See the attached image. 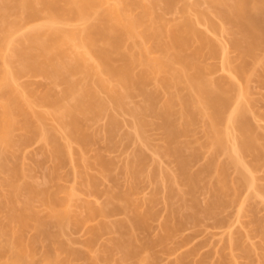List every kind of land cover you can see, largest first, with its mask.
I'll return each mask as SVG.
<instances>
[{"label": "rangeland", "instance_id": "obj_1", "mask_svg": "<svg viewBox=\"0 0 264 264\" xmlns=\"http://www.w3.org/2000/svg\"><path fill=\"white\" fill-rule=\"evenodd\" d=\"M134 1L137 3L126 7L123 3V0H103L101 5L98 7L100 12H97L98 10H96L95 12L97 13H91L85 18H77V16L72 17L71 14H69L71 17L69 15H65L68 13V9L66 7L65 8L67 9V12L65 10L64 12L66 13H62V15L64 14L65 16L61 19L55 18L56 20L53 19V16V20L50 18L51 15H53L51 12L43 10L38 12L34 17H31V13L33 12L34 15L36 11H32L28 17V12L30 9L27 10L25 8H20L16 12H13L9 15L8 19L16 21L17 26L14 31L10 33V41L8 40L9 45L6 44V46L0 50V71L3 70L4 72L2 73L5 74V76H3L4 78L1 77L2 79H0V87L2 91L8 92L10 90L8 87L10 86L9 83L12 84L14 88L12 92L19 96L17 99V104L24 106L26 110H28L29 115H26V120L29 118L27 116H30L29 121H31L30 124L32 127L30 124H28V127L30 126L31 128L28 129L27 127L24 129V127L27 126L26 123L29 122H26L25 126L24 124L22 125V123H24L23 119L25 118H23L22 115L19 116L20 113L18 112V120L22 121V123L20 124L19 121L20 126L17 128L14 126L12 129L13 136L10 134V138L11 136L13 138H11L12 144H9L10 146L7 144L9 147L5 145L6 142H4L2 145L3 147L0 145L2 149L6 146V148H4V157L1 155L4 166L0 164V198H3V204H1L2 206L0 205V224L2 225L0 226L3 228L5 227V230H7H4L6 235L1 233L3 236L0 235V244L3 246H8L9 240L12 242L18 234V238L23 237L24 239H22V241H30L29 244L33 246V248H31L33 249L34 253L32 254V257L29 258V261L32 262L34 260L35 264L37 262L39 264H49L47 257H49L51 253L54 254V251L58 249L61 250H58V252L61 254L58 252V254H56L57 256L60 254V258H57L58 261L55 259V261H53L54 263L51 259L50 264H58V262H61L63 259L64 262L61 264H94V257L97 256L101 258L99 260L96 258L98 264H129L127 262L130 259L128 258V260L125 257L127 259L126 262L124 260L125 258L123 257L124 254H121L123 251L118 250L119 246L117 249V245L114 244L117 242L116 240L119 237L117 235H120V233H116L115 230L119 231V229L115 226H112V228H115H113V231H110L111 226L109 228L108 225L106 228L103 227L105 228V231L103 229L101 230L100 228V231H98L97 228L99 225L102 228V223L100 222H103V220V223H105V221L106 223L107 221L112 223L114 220V222H118V220L120 221L121 218L126 220L129 216H135L138 212V218L140 216L141 218H144V227H146V229H142L140 227L141 232L138 231V229H135L137 230V234L139 232L138 235L136 234V237L138 238L139 236L140 240H138V243L142 241L146 242L147 240L148 244L151 240V243L149 244L151 245L153 241L155 242L151 245V247H148L147 250L145 245V251L143 253L142 250L139 251L143 256V260L139 258L138 255H136L137 260L134 259L133 264H264V254H262L264 253V236H262L264 234H261L260 232L261 228H264V224H262L264 223V157L260 159L258 155L257 157L255 156V152L253 153L247 149L240 150L241 147L239 148V144L241 142L239 141H242L240 138L242 139L243 136L241 135L242 133H240L241 131H239L240 129H238L239 124L235 123V121H231L232 116L231 118L229 117L230 122H228L225 118V121L227 122L224 123L222 121L223 124L221 123L223 127L225 126L228 132H226L228 134L226 150L229 148L230 151L232 150L238 157L242 172H244V175L247 177L244 178L247 179L245 184H240L243 182H238V185H235L237 183H234V181L237 182L241 179L240 178L238 180L239 176H242V174H240L241 172L239 173L241 169L237 171V166L234 168L231 167L232 164H230L231 166L226 165L229 167V169L226 167L225 168L228 170L226 171L224 169L225 171L223 175L225 178L227 177L225 180H228L232 186L234 183V189L236 187V189L233 191L232 187H230V183L227 181L229 183L227 184L230 185L229 187L232 189V193L228 195V192L224 198L227 197L225 200H227L229 204L226 203L227 206L224 204L225 207L223 206V208H221L222 206L220 205V209H218L219 207L216 209L213 207V211L212 209H204L207 207L206 201L209 202L214 198H212L213 194L211 191L206 192L204 189L199 190L202 186H204L202 188H207L205 185L208 182L207 180L209 177L205 178L203 174L202 175L204 178H202V182L200 183L203 185L198 187L199 189L197 188L198 192H196V190L195 194H193V192L187 191L188 186L186 185V190L183 182L182 185L181 183H178L181 182L179 179L176 180L178 184H175V182L173 183L175 185L172 186V191L175 193L170 194L168 190H171L172 188L171 186L167 188L169 182H166L165 180L169 176H165L164 173L170 172L173 177L175 174L174 172L177 173L179 171L177 170L178 168L176 166V164H178L176 160L177 158L173 155V153L171 154L174 158L170 156L169 152L167 153L166 148V150H164V147L169 145H167L168 143L165 142L166 138L164 139L165 132L163 130L165 129L161 128L159 124L162 122L161 118H159L160 120H157V115H155L157 118L156 119L153 117L154 115L149 116V112L146 113L148 114L146 118L150 120L153 119V125H150V127H143L145 131L140 129L144 131V135H139L141 131L135 126L134 123L138 122V119L136 120L135 118L137 116L132 115L130 111L128 112L127 108L123 110L116 107L114 105L115 102H112L114 100L109 97L110 95L105 91V89L102 87L100 88L101 82L105 83V85L108 87H113L116 85V81L104 73V71L99 70V62L97 61L96 57L90 54V51L88 50V52L85 48V45L86 47H88V45L87 43L85 44L86 41L84 42L82 40V36L83 33H86V29L89 28L90 25L96 23L95 20L97 19V14L101 13V11H104L110 7H116L121 10V12H125V14L137 16L143 11L142 6L146 4L149 7H147V9H149V21H151L155 27H158L157 30L160 29L163 35V40L166 39L167 41H170L171 37H173L175 34L177 35L179 32L186 34V32H188V39L184 35L186 42L188 43L185 45V50H182L184 51L182 54L186 53L190 55L189 53L193 52L194 54L192 55H196L195 58H198L196 59V63L205 68L203 69V67H201L206 73L204 75H207V77L212 79V81L214 80L215 82L218 80L216 82H223L224 80V83L226 84H229V82L233 83L232 85L234 88L231 89V92L229 93V98H231V101L228 102V106H225L224 116L227 117L229 115L235 114L237 107L243 106L245 108V112H243L251 123L250 125L255 127L252 129L256 132V138L260 136L257 138V141H259L261 145L264 143V67L261 66L264 59H262L260 63L255 64L257 66H252V64H250L251 60L247 59L249 57L245 58L247 60L244 61L241 59V56L239 55L240 51L238 50L239 48H237L234 44V39H236V35L238 34L234 33L236 32V29H234L235 27L233 28L231 23L223 20L221 16V8L216 6L217 1L219 2V0ZM143 27L139 26L136 28V31H144L142 29H145V27ZM54 30L59 31L61 36L67 38L60 45V47L63 49L61 51L64 53L59 55H62L61 57H57V63L62 65V67L59 66L60 68H58V65L55 62L56 60H54L53 65L56 64V68H58L55 71L53 66H51L52 63L50 64L47 62V60L45 62L42 61L43 63L41 62L43 65L40 63V66L44 67V69L41 67V70L39 65L38 67H35V64L36 66L39 64L36 62L40 61L33 60L34 62H32V64L36 69L39 70L34 71L33 69L31 70V68L26 69L29 68L26 65L27 60L25 61L22 58L19 59L17 54H15L17 53V49L20 50V48H22L21 50L24 51L23 48H28L29 45L27 46V44L29 42H27L28 39L26 40L25 37H27V35L29 36L31 34H37L39 37L50 39V34ZM57 36L59 35L57 34ZM51 38H53V36ZM61 38L58 39L62 41ZM154 39H143L141 41V46L143 47L141 53L146 54L147 57L149 56L151 58H156L160 57L161 55V52L157 50V47L154 49L155 41H157ZM60 40L58 41L59 43ZM15 49L16 51H14ZM126 50H128V48ZM136 50L138 51V48H136ZM259 53L262 54V52ZM81 56H83L85 59L83 60L82 57L83 62H85L84 65L78 62V60H80L78 57ZM261 56H264V54ZM245 62L248 64L246 67ZM243 64V72H245V75H249V77L247 76L248 78H245V75V77H241V74L238 72L236 73V68ZM135 66L134 71L137 74V72L139 73V71H141L140 69L142 66ZM64 67L65 69L67 67L69 70L73 68L77 69L73 72L70 70L71 73H69V70L67 72L60 70ZM59 70L60 72H58ZM65 80H68V84L70 83L69 81L75 82L73 89H70L71 84L69 88L67 81ZM2 83L7 84L4 85ZM147 83V90L154 88L161 89L159 81H156L154 77L152 78L151 82ZM89 89H91L89 93H92L91 91L95 90V93L98 95L99 99L104 102V106L102 108L100 106V109L98 110L93 109V111H91L92 109L86 111L81 109L83 112L77 109L73 110V107L74 109L76 108L74 106V99H78L82 96L80 95L81 93H85V91ZM137 93H134V95ZM134 95L128 98V102L126 104L128 108L145 103L142 99L143 96H141L140 93L139 95ZM166 95L167 94H162L159 96L165 101L164 98ZM160 97H158V99ZM54 99H56L58 102H56V100L54 101ZM72 104L73 107L71 106ZM68 106H70L73 110H71V113L69 112L70 110H67ZM97 106L99 105L97 104ZM68 112L70 115L73 113L72 115L76 118H74L75 121L77 120L76 128H78L80 132L84 134V136L86 135V139L83 137L84 141L80 142L78 140L79 138L77 139L80 132H76V130H79L76 128L75 130L71 125L70 119L72 117L68 115ZM245 116H243V118H245ZM111 117H114L116 121L113 125V128L110 125L111 123L113 124V122L110 121ZM243 118L242 120L246 121V119ZM197 122L196 125H194L195 127H193L191 133L187 134V137L185 136L184 139L182 136L180 138L182 140H179V142H182L180 143L183 144V146H185L184 140L188 142V146L185 143V147H188V149L185 147L184 148L187 150H185L186 152H191V154L188 153L189 155H194L193 152L197 154L190 157L193 162H191L192 160L189 159L191 162V164H189V167L191 166L190 172H197L204 164H208L206 160L211 156H217L216 163L220 162V164L224 162L225 159L228 160V157L226 156L227 154L221 152L216 153L217 155H214V153L213 156L211 153L213 150L210 151L211 149L203 144L206 141V133L204 132L205 128H203L201 120L199 121L200 123L197 124ZM109 125L111 126V129ZM52 136H54L55 139ZM0 144H2L1 140ZM137 150H141V153L139 152L138 154V152H136ZM142 151L143 155H141V157L140 154H142ZM185 151L183 149V152ZM135 152L137 156L139 155L141 157L142 160V163L140 164L142 165V168L139 166V168L142 169V173L138 175L136 172L138 178H136L137 176L134 174L135 172L132 173V175L129 171L127 174L125 172V170H127L126 164L130 159L132 160L136 156ZM98 158H100V160ZM214 159L216 161V157H214ZM102 161H105L106 163L107 161L111 162L110 166L105 165V168L104 164L106 163L103 164ZM208 161H210V159ZM98 162L102 165H99ZM130 162H128V164ZM124 166L125 169H123ZM15 169L17 170L16 173L20 171L17 173V175L13 173ZM123 170L125 173H123ZM225 173L227 175H225ZM129 174L131 176H129ZM206 174L207 173H205V176ZM218 174H220V172ZM175 175L177 176V174ZM214 177L213 175L210 176L212 182L215 181L213 180ZM216 178L218 179V176ZM130 179L132 181H130ZM173 181L175 180L173 179ZM117 182L118 185L116 184ZM132 182L135 188L131 187L133 186ZM212 182L209 181L208 186L209 183ZM128 183H130V190H128L130 192H127V194H131L130 196L133 198H131L133 206L131 203L128 205H131V208H129L132 210H134V207H136V211H134L136 214H131L132 210H128V205H125L128 202L125 203V201H122L124 203H121L120 201H117V203L125 205V209L121 207L120 204L122 210L121 212L119 211L118 214L112 213L111 215H108L109 217L107 216V218H105L106 216L104 215V217L101 216L100 213L97 215L98 210L103 207L105 203H107L106 200L115 194L114 192H116V194L117 192L119 194H124L123 191L129 187V185L127 186ZM27 184V187L31 186L30 188H33L36 192H32V194H30L31 192L29 193L31 196H35L32 197V199L30 198L31 200H29L30 195L28 194L30 188L24 189V186ZM15 187H18L19 190L17 192L18 194H16L17 196L15 195L16 198H11L14 200L12 202L10 201L11 199H8L10 198V193L12 194H10L11 197L13 196L11 191L15 189ZM47 188L50 193H56L54 194L55 197L58 196V205H56V207L58 206L60 209H62V213L67 212V216L65 215V218L63 220L61 219V223L57 221L60 225H58V223L56 225L55 223L56 220L59 219L55 218V220L53 216H51L52 214L50 211L52 209L50 208L52 207L50 206L49 208V205H46V203H44L42 200L43 196L45 199ZM132 188H134V191L131 190ZM110 189L113 193H111ZM177 190L180 193L184 190L185 195L182 193V195L178 194L180 197L177 196L176 193H179ZM40 191H42L45 195L42 196V192ZM186 193L187 197H185ZM109 194L111 196H109ZM168 194H170L169 200L171 203L168 200ZM174 194H176V196ZM193 195L194 198H192ZM181 196L183 197L182 199H184L182 201H184V204L186 205L180 202L181 200L179 198H181ZM115 197L116 195H113L112 199H114L116 202L117 197ZM208 197L211 198L209 199ZM228 197L229 199L232 198V201L230 200L229 202ZM4 198L8 199H5L4 201ZM112 199H109L108 201H112ZM150 199L152 200L149 203ZM185 199L190 200L188 201L190 203L188 204ZM192 199L194 200V205ZM1 200L2 199H0V203H2ZM28 200L30 202V213L28 212V214H31L32 216L31 212H33L34 215L36 214V218L33 217L35 220H44L43 223L39 221L42 223V225H40L38 221L35 222L33 219L32 221H34L36 224L38 223L37 225L42 227H44V223L45 226H48L47 223L49 222L50 225L45 227V229L47 228L46 232L48 234V232L51 231L49 235H54L56 238L54 236H52L53 238L48 237L46 234H44V236L46 235L47 237H43V233H40L39 229L32 228L31 224L33 223L30 224L28 222L26 226L22 227L20 226L21 224L17 222L16 218L12 219V217H10L13 216L10 215L13 214V211H21L24 214V210H26L25 208L28 205H26ZM59 201L61 203L60 205ZM115 202L111 203L114 205ZM111 203L106 204L108 205V208L112 207ZM195 203L200 204V206H196ZM109 204H111V206ZM179 204V209H181L180 211L183 214L181 212H177L179 211V209H177V205ZM175 207H177L176 211ZM201 207L204 208L202 209ZM91 208H99L95 209L97 214L95 212L93 215L92 212L95 210H90ZM170 208L171 212L172 209L175 212H172V216L169 215L171 213ZM146 209H148L150 213H152V211L154 213L152 216H149L148 219L145 215L149 211H146ZM140 210H143L144 212L146 211V214L144 215V212L141 213ZM19 213L20 212H17L16 215ZM176 213L181 215H176ZM133 216L131 218H135ZM172 217L174 218L171 219ZM180 217L183 220H180ZM35 223L33 225L34 227H36ZM167 223L170 224V226L173 225L172 227H174L177 223V227L176 229L175 227L173 229L171 228L173 231L169 229L171 232L169 234L170 238L166 237L165 239L163 238V240L159 237L166 233L164 225ZM179 223H182V225L178 226L180 225ZM113 224L114 223L111 225ZM95 227H97L96 230L100 233L96 231V234V232L93 231ZM38 233L40 234V237ZM123 236L122 237L125 239L128 238V235L126 234H123ZM120 237L118 239H120ZM54 238L55 244L53 242ZM231 238L233 242L230 240ZM228 240H230L233 244H231V242ZM61 241L62 243H60ZM58 244H61V247L64 246L63 249L65 250L70 248L66 252L67 255H65V250L61 249L60 247L57 248L59 246ZM11 245L13 246L11 247L9 245L10 248H8V251L5 253L3 252L4 254H0V264L11 261L13 259V255L15 256L14 251L18 247L16 248V244L15 247L14 244ZM240 245H242L241 247L243 248H241ZM53 246H56L54 247L55 250ZM52 248L54 250L53 252ZM245 248L246 250H244ZM62 250L64 253H62ZM47 252L50 253L49 256L47 255ZM69 255L70 257H67ZM54 256L57 257L55 254ZM122 257L123 259H121ZM92 261L94 262L92 263Z\"/></svg>", "mask_w": 264, "mask_h": 264}, {"label": "bare ground", "instance_id": "obj_2", "mask_svg": "<svg viewBox=\"0 0 264 264\" xmlns=\"http://www.w3.org/2000/svg\"><path fill=\"white\" fill-rule=\"evenodd\" d=\"M102 1L103 0H0V50L3 47H5L6 44L9 45L8 40L10 41V39H9L10 33L13 32L14 29L16 28V26H17V22L16 21L8 19L9 15L12 14L13 12H16L20 8H23V9L25 8L27 10H29V9L31 10V11L29 10V12H28V14H29L28 17L30 16V13L32 11H34V12L36 11L34 15H33V12L31 13V17L32 16L34 17L38 12L43 10V11H49V12H51L53 14L50 17L51 19L53 17H54L53 19H55V18L56 19H61L65 15H69V14H71L72 17H76L77 16V18L78 17L85 18V17H87V15L89 16V14L94 13L96 10H98L97 12H100L98 7L101 5ZM123 3H124V5L126 7H129L130 5H133V4L137 3V2H135L134 0H123ZM216 6L221 8V12L222 13L221 12L220 13L222 14L221 16H222L223 20L231 23V25H233V28L235 27L234 29H236L235 30L236 32H234V33H237L238 35H236V36L237 37L239 36V37L238 38L236 37V39H234L235 40L234 44L236 45L237 48H239L238 50L240 51L239 55L241 56V59L243 61L249 59V60H251V62L250 61L249 62H250V64H252V66H257L255 64L260 63L261 60L264 59V56H261L262 54H264V0H219V2L217 1ZM65 7L68 9V13L67 14H65L67 12V9ZM142 7H143V11L141 12V14H139L137 16H130L128 14H125V12L123 13V11L121 12V10H119L116 7H110L108 9L104 10V11H101V13L97 14V19L95 20L96 23L93 22L94 24L92 23L93 25H90L89 28L86 29L87 31L85 30L86 33L85 34L83 33L82 40L84 42L86 41L85 44L87 43V45L89 47L88 48L85 45V48L87 49V51L88 50L90 51V54H92L94 57H96L97 61L99 62L98 63L99 67H100L99 70L100 71H104V73H106L107 75H109V77H112V79L116 81V85L113 86V87H108V86L105 85V83L101 82L100 83V88L102 87L103 89H105V91L110 95L109 97H111L112 100H114L112 102H115L114 105L116 107H118L119 109H123V110L125 108H127L128 110L127 109L126 110L128 112L130 111V113L132 115L137 116L135 118H136V120L138 119V122H134V123H135V126L138 127L139 130L143 129L145 131V129L143 127H145V126L150 127V125H153V123H152L153 119L150 120V119L146 118L148 116V114H149V116L150 115L151 116L154 115L153 117H155V118H156L155 115H157V118H158V119L156 118L157 120H160L159 118H161L162 122L160 121L161 123H159V124H160L161 128L165 129V130H163L165 132L164 139L166 138L165 142H167L168 143L167 145H169V146L166 145L167 147H164V150L167 149L166 151H167V153L169 152L170 156L173 157V155H174L177 158L176 160H177L178 164H176V166L178 168L177 170L179 171L177 173L174 172L175 174H177L178 178H177V176L175 174L172 177V174L170 172L169 173H166V172L164 173L165 176L166 175H167V177L169 176L167 179H165L166 182L167 181L169 182L168 187L166 186L167 184L165 185L167 188H169L170 186L172 188V186H174L175 184H178V183H181V185H182V182H183V184L185 185V186L183 185L185 187V189L187 190V188H188L187 191L193 192V194H195V191L197 190V188L201 187L203 185V184L202 185L200 184L202 182V178H204V177L208 178L209 177V179H210V176L213 175V177H214V175H215V177L213 179V180H215L214 182H212V179H210V180L208 179L207 181L208 182L210 181L212 183H209V186H208V182L206 183V185L204 184L205 186H207L206 189L202 188L204 186H202L200 189L199 188L198 189L199 190L204 189V190H206V192H210L211 191V193L213 194L212 198H214V199L209 201V202L206 201L207 202L206 203L207 207H205V208L203 207L204 209H206V208L207 209H212L213 207H215V209L217 207H219L218 209H220V205L222 206L221 208H223L224 204L228 203V201L225 200V199H227V197L224 198V196H226L228 194V192H229L228 195H230L232 193L231 192L232 189H233V191L236 189V187L234 189V183H237L235 185H238V182H243V183H240V184H245V182L247 180V179H244V178H247V177L244 175V172H242V169L240 167V162H239L240 160L238 159V157L234 154V152L232 150L230 151L229 148H228V150H226L227 149V141H228L227 140V135H228L227 133L228 132H227V129L225 128V126L223 127V125H222L223 122L224 123L227 122V121L230 122L229 117L231 118V116H232V120L231 121H233V122L235 121V123L239 124V126H238L239 128L238 129H240L239 131H241L240 133H242L241 135L243 136L242 139L240 138V140H242V141H239V142H241L239 144V148L241 147L240 150H242V149L246 150L247 149L249 151H252L253 153L255 152L254 153L255 156L257 157V155H258L259 158L262 159V157H264V143H262V145H261L259 143V141H257L258 140L257 138H259L260 136L256 138V136H255L256 132H255V130L253 131V129H252V128H255V127H253V125H250L251 123L249 122V120L245 116V113H244L245 112L244 111L245 108L243 106H240V107L238 106L237 110L235 111V114L229 115L227 117L224 116L225 115V106H228V102L231 101V98H229V96H230L229 93L231 92V89L234 88V86L232 85L233 83H230L228 81L229 84L228 83L226 84V83H224V80H223V82H220V81L216 82L218 80H216L215 82H214V80L212 81V79L208 78L207 75H204V74H206L205 71H203V69H205V68L203 66H201V65L196 63L197 62L196 59H198V58H195L196 55L195 56L192 55V54H194L193 52L189 53L190 55H188L186 53L182 54V52H184L182 50H185L184 49L185 45H187V43H188V42H186V38L188 37V32H186V34L182 33V32L181 33L179 32V34L177 33V35L175 34L173 37H171L170 41H167L166 39L163 40L162 39L163 35H162L160 29L157 30L158 27L157 26L155 27V25H153V23L151 21H149L150 20L149 19V9H147L148 6L146 4H144ZM65 10H66V12H64ZM61 11H63V12H61ZM97 12H95V13H97ZM62 13H64L65 15L64 14L62 15ZM148 22H150V23H148ZM152 25L154 26L155 29L153 28ZM139 26H142V27L144 26L145 27V29H142V30H144V31H141L142 33L136 31V28H138ZM56 31L57 30H54V31H52L53 34L52 33H51L52 35L50 34V36L51 37L53 36V38L48 36L50 39L39 37V35H37V34H31L29 36L27 35V37H25V39L26 40L28 39L27 42L30 43V44L29 43L27 44V46L29 45L28 48L27 47H25L26 49L23 48L24 51L21 50L22 48H20V50H18L16 48L17 49V53H15V54H17V57L19 59L22 58L25 61L27 60L26 65L29 68H26V69H30L31 68V70L33 69L34 71L35 70L38 71L39 69H36L35 67H38V65H39L40 69L42 70V68L44 69V67H42L40 65L43 63L42 61L45 62L47 60H48L47 62H49L50 64L52 63L51 66H53L55 71H56V69L62 67V65L57 63V60H58L57 57H61L62 55L61 56H59V55L61 53H64L63 51H61L63 49L60 47V45L67 38L61 36L59 31H57V32ZM57 34L59 36H57ZM184 35H185L186 38L184 37ZM83 37H84V39H83ZM58 38H61L62 41L60 39H58ZM151 38L152 39L156 38L154 40L158 41V42L155 41L154 49H156L155 47H157L158 48L157 50H159L161 52L162 56L160 55V57L151 58L149 56L147 57L146 54H142L141 53V51L143 50V47L141 46V41L143 39H151ZM59 40H60V43L58 42ZM127 48H128V50H126ZM136 48H138V51L136 50ZM16 49L14 51H16ZM59 51H61V52H59ZM259 52H262V54H260ZM82 57L83 56L78 57V59L81 60V61L78 60V62H80L81 64L84 65L85 62H83V60H85V59L83 57V60H82ZM247 57H249V58H247ZM245 58H247V59H245ZM33 60L34 61H40V62H36V63H39V64H37V66L34 63L35 64V67H34V65L32 64V62H34ZM54 60H56L55 62L58 65V68H56L57 67L56 64L53 65ZM242 60H240V61H242ZM135 65L136 66L137 65L138 66L139 65L142 66V68L140 69L141 71H139V73L137 72V74L134 71V66ZM247 65L248 64L245 62V67ZM242 66H244V64L241 65L240 67L237 66L238 68H236V73L238 72L239 74H241L242 75V76L240 75L241 77H243L245 75L244 74L245 72H243L244 71V67H242ZM261 66L264 67V61H262ZM201 67H203V69ZM76 69L73 68V69H70V70H72V72H73ZM60 70H63L64 72H67L69 69L67 67L65 69V67H64L63 69L61 68ZM60 70L58 72H60ZM70 70L68 71L69 73H71ZM255 70H258V69H255ZM0 72H1L0 73V79H2L1 77L5 76V74L2 73V72H4L3 70H1ZM239 74H237V75H239ZM245 76H244L245 78L249 77V75H245ZM153 77H154V79L156 81L157 80L159 81V85L161 87V89L159 88L160 90L158 88L147 90L148 88H147L146 84H148L147 82H151ZM65 81H67V84H68V80H65ZM69 82H70L68 84L69 88H70V84H71V88L70 89H73V85H75V82H72V81H69ZM2 84L5 85L7 83H2ZM9 85L10 86H8V87H9L10 90L8 92L2 91L1 87H0V140H1V143H2V144H0L1 146L4 144V142H6V144H5L6 146H8L9 144H12L11 143L12 139H13L12 138V136H13L12 129H13L14 126H16V128L19 127L20 124L22 123V121L18 120L19 116L22 115L23 118H25V119H23L24 123H22V125L24 124V126H25L27 124V126H25L24 129H26L28 127V124L31 123V121H29L30 116H27L29 118H28V120H26V115H29L28 114L29 113L28 110H26V108L24 106H20L19 104H17V102H18L17 99H18L19 96H17L16 94H14L12 92V90H14L12 84L9 83ZM74 87H77V86H74ZM90 90L91 89L86 90V91L84 90L85 93H81L80 94V95H82L81 97H79L80 96L79 95L78 99L77 98L74 99V103L75 104L74 103L73 104H74V106L76 108L74 109L73 104H72L71 106L73 107L72 108L73 110L77 109V110L82 111L81 109H83V111H86V110H91L92 109L91 111H93V109L94 110H96V109L98 110V109H100V106H101V108L104 106V102L101 99H99L98 95L95 93V90L91 91L92 93H89ZM134 93H137L135 95H139V93H140L141 96H143L142 99L144 100V102H145L144 104H146V105L142 104L143 106L142 105H137V106H134L135 108L134 107H129L128 108L126 106V104L128 102V98L130 96H133ZM161 93L162 94H167L166 97L164 98L165 101L163 100L162 97L159 96V95H162ZM96 95H97V97H96ZM144 97H145L146 100L144 99ZM158 97H160L163 102L161 101L160 98H159L160 99L159 100ZM55 100L56 99H54V101ZM160 101H161V103H160ZM56 102H58V101L56 100ZM147 102H148V104H147ZM97 104L99 106H97ZM68 107H67V110L68 111L70 110L69 112L71 113L72 109H71L70 106H68ZM18 112L20 113L19 116H18V114H19ZM70 113L68 114L70 117H72L71 118L72 120L70 119V123L73 126V128L75 129L76 126H77V122H76L77 120L75 121L76 118L72 115L73 113L71 115H70ZM146 113H148V114H146ZM243 116H245V118H243ZM225 118H226L227 121H225ZM242 118L246 119V121L242 120ZM200 120L202 121L201 124L203 125V128H205L204 132L206 133L205 134L206 135V138H205L206 141L203 144L206 147H208L209 149H211L210 151L213 150L211 152L212 155L214 153H215L214 155H217L216 153H218V152L227 154L226 156L228 157V160L225 159L224 162H222L223 163V165H222V163L220 164V162L216 163L217 162V156L213 155L214 157H216V161H215L214 157L211 156L212 157L211 158L210 155H209L210 161H208L209 159L206 160V162L208 164H206V165L204 164L205 166L201 165L202 168L201 169L199 168L200 170H198L197 172L196 171L195 172H193V171L190 172L191 166L189 167V164H191V162H193V160L190 157L195 156L197 154L191 150L194 153V155L193 154H192V156L189 155V154H191V152H186L187 151L186 149H188V147H185L186 144L188 146V142L184 140V142L186 144L184 143L185 146H183V144H181L182 142L180 141L181 142L180 143L179 140H182V139H180L182 136H183V139H184V137L187 134H190L191 131L193 130V127H195L194 125H196V122L198 121L197 122V124H198V123H200L199 122ZM19 121H20V124H19ZM110 121L113 122V124L112 123L110 124L112 126V128H113V125L116 122L115 118L111 117ZM150 121H151L152 124L150 123ZM26 122H29V123H26ZM74 122L76 123V125H75ZM157 122H159V121H157ZM110 125H109V127L111 129ZM157 126H159V125H157ZM31 127H32V125H31ZM31 127L29 126L28 129H30ZM22 128H23V126H22ZM76 129H78V128H76ZM140 131H141V133L139 135L140 136L144 135V131H142V130H140ZM76 132L79 133L80 130L79 131L76 130ZM10 134L12 135L11 136L12 139L10 138ZM52 137L54 138V136H52ZM83 137H85L84 139H86V135L84 136V134L80 132L79 136L77 137V139L79 138L78 140L81 142V141H84ZM6 146L4 148H6ZM4 148L2 149L0 147V162H1L0 164L3 165V166H4V163H2L1 155H3L2 157H4V153H5L4 152L5 151ZM183 149H184V151L185 150L186 151L183 152ZM140 151L137 150L136 152H138V154H139ZM136 152H135V154H136ZM171 153H173V155ZM184 153H186V154H184ZM197 153H198V151H197ZM135 154H134V156H135ZM141 155H143V151H142V154H140V156ZM140 156L139 155L137 156V154H136V156L132 160L130 159L128 161V162L131 161L129 164L127 162V164L129 166L126 164V169H127V170H125L126 174H127L128 171L130 172L131 175L134 172H135L134 174H136V172H137L138 175L142 173V169H140V168H142V165H140L142 163L141 162L142 161L141 160L142 156L141 157ZM198 157H199V154H198ZM98 159L100 160V158H98ZM189 159H191L192 161L190 162ZM225 161L226 162L228 161V162L226 163ZM99 162H98V164L100 165L101 163H99ZM102 163L104 164L106 162L102 161ZM110 163L111 162L107 161V163L104 164V166L105 165L106 166H110ZM218 164H220V165H218ZM230 164H232V166ZM178 165H179V167H178ZM226 165H228V166L230 165L231 167H234V168L237 166V171H239L241 169L239 171V173L241 172L240 174H242V176L240 175L238 180L240 178L241 179L239 181H237V182L234 181L233 186L228 180H225L227 177L225 178V176L223 175L224 171L225 170L227 171L229 169V167L226 166ZM233 165H235V166H233ZM106 166H105V168H106ZM139 166H141V167L139 168ZM225 167L228 168V169H226ZM123 169H125V166H124ZM139 169H140V171H139ZM16 171L17 170L15 169V171L13 172L15 175H17V173L20 172V171H18L16 173ZM216 171H218V172H216ZM125 172L123 170V173H125ZM219 172H220V174H218ZM178 173H179V175H178ZM205 173H207L206 176H205ZM212 173H214V174H212ZM226 173H225V175H227ZM130 174H129V176H131ZM137 174H136L137 177L135 175H133V176L138 178ZM202 174L204 175V177H203ZM209 174H211V175H209ZM217 176H218V179L216 178ZM134 177H129V178H134ZM169 178H170V180H169ZM173 179L175 181H173ZM178 179L181 180V182L177 183L176 180H178ZM242 180H244V181H242ZM130 181H132V180L130 179ZM171 181H173V182H171ZM227 181L230 183L231 186L228 185L229 183ZM173 183H175V184H173ZM116 184L118 185V182ZM129 184L130 183H128L127 186ZM132 184H133V182H132ZM186 185L188 186L187 188H186ZM27 186H28V184L24 186L25 187L24 189H26V188L29 189L31 187V186H29V187H27ZM229 186L232 187V189ZM95 187H94V189H95ZM131 187H134V184ZM129 188H130V185H129L128 188H126V190L123 191L124 194H121V193L119 194L118 192L116 194V192H114L115 194H113V195L114 196L116 195V197L118 198L117 199L115 197L116 198V202H115L114 199H112L113 195L111 196L109 194V196H111V197L110 198L108 197V198L112 199V201L111 200L110 201L112 203L115 202V204L113 205L110 201H108L109 200L108 199V200H106L107 203H105L104 206L107 207L108 205H106V204L111 203L112 207L111 208H108V207L105 208L103 206L100 209L99 208H93L94 210L95 209H99L98 210V214H97V212L95 210V211L92 212L93 215L96 212L97 215H99V213H100L101 216L104 215V216H106L105 218H107V216L111 215L112 213L113 214L114 213L118 214L119 211L121 212V210H122L121 207L124 208L125 205H128V204L131 203V205L133 206V202L131 201L133 198L130 196L131 194L130 195L127 194V192H130V191H128V190H130ZM134 188H132L131 190H133ZM157 189H158V186H157ZM18 190H19V188L15 187V189H13L11 191L13 193V196L11 197L12 194L10 193L11 194V195L9 194L10 198L9 199L7 198V199L10 200L11 198H16V196H17L16 194H18L17 193ZM172 190H173V188L171 190H168V192L170 194L175 193ZM42 191H40V192H42ZM44 191H45V189H44ZM32 192L36 193L33 188H30V190L28 191V194L29 193L32 194ZM43 192H42V196L45 195ZM46 192L47 193H46L45 199L43 198L44 197L43 196L42 200H43L44 203H46V205H49L48 206L49 208H50V206L52 207V208H50V209H52L50 211V213L52 214L51 216H53L54 219L55 218L59 219V220L55 219L56 220L55 223L57 225V223H58L57 221H59V223H61L62 220L65 218V215L67 214V212L64 211L65 213H62L63 210L60 209L58 206L56 207V205H58L57 204L58 203V199H57L58 196L55 197V195H54L56 193H53L52 190H51L52 193H50L48 188H47ZM177 192H179V191L177 190ZM196 192H198V190ZM111 193H113L112 190H111ZM182 193L184 194V190H183V192H181V193L179 192V193H176V194H177V196L180 197V195H178V194L182 195ZM211 193H208V194H211ZM170 194L167 195L168 196V200L170 199L169 198ZM176 194H174V195L176 196ZM188 195H189V192H188ZM32 197H35V196H33V195L31 196L30 195L29 200H31ZM185 197H187V193H186ZM182 198L183 197L181 196V198H179V199L181 200L180 202H182L184 204V201H182L184 199H182ZM192 198H194V195H193ZM0 199H2L1 200L2 203H0V205H1V204H3V198H0ZM5 199L6 198H4V201H5ZM228 199H229V197H228ZM231 199H229V202H230ZM29 200L27 201L28 203L26 202V205L27 204L28 205L25 208L26 210H24V214L21 211H15L16 213L20 212L19 214L16 215V213L13 211L12 212L13 214H10V215H13V216H10V217H12V219L16 218L17 222L20 223L21 225L20 224L19 225L22 226V227L26 226V224H28V222L30 224L33 223V224H31L32 228L39 229L40 233H43L42 234L43 237H47L46 235H48V237L54 236L52 234H51L52 236L49 235V233H51V231L47 230V231H49L48 234L46 232L47 228L45 229V227H48L50 225L49 222L47 223L48 226L47 225L45 226V223H44L43 224L44 227H42L40 225H42L44 220L41 221L39 219V221L42 222L41 223L38 220L34 219V218H36V216H35L36 214L34 215L33 212H31L32 216H31V214L30 215L28 214V212L30 213V206H29L30 202H29ZM151 200L152 199H150L149 203L151 202ZM155 200H156V198H155ZM10 201L13 202L14 200L11 199ZM117 201H120L121 203H124L122 201H125V203L126 202H128V203L123 205L121 203H117ZM186 201L188 202L190 200H186ZM192 202H193V205H194V200ZM170 203H171V201H170ZM189 203L190 202H188V204ZM60 204L61 203L59 201V205ZM111 204H109V205L111 206ZM120 204H121V207H120ZM180 204L177 205L178 208L175 207V211H176V208L179 209ZM131 205H128V210H132V209H130ZM184 205H186V204H184ZM195 205L196 206L197 205L200 206V204H198V203L197 204L195 203ZM28 206H29V208H28ZM226 206H227V204H226ZM182 207H184V206H182ZM58 208L60 209L61 212L59 211ZM135 208L136 207H134V210H132L131 214H133V213H134V215L136 214V212H134V211H136ZM93 209L91 208L90 210H93ZM124 209H123V212H124ZM180 210L181 209H179V211H177V212H181ZM146 211H149V210L146 209ZM212 211H213V209H212ZM143 212L144 211L142 210L141 213H143ZM145 212H144V215L146 214ZM170 212H171V208H170ZM172 212H174L173 209H172ZM172 212L169 214L170 216H172V214H173ZM198 212H200V211H198ZM207 212H208V210H207ZM149 214H151V215H149ZM152 214H154L153 211H152V213H150V211H149V212H147V214L145 216L148 219L149 216H152ZM177 214L181 215L179 213H176V215ZM136 215H137V217H136ZM136 215L135 216L132 215L135 218H131L132 216L128 215L129 217L126 220L121 218L120 221L117 219L118 222H114L115 220L113 222L111 221L112 223H114L113 225H111L112 223H109L110 221H107V223L105 221V223H103L104 222V220H103V222H100V223H102L101 224L102 228L100 227V225L98 227V222H97V227L98 228L95 227L94 230H93L94 232L97 231L96 228L98 229V231H100V229L104 230L106 228V226L108 225L109 228L111 226V230L108 228L110 231H113L114 230L113 228H115V227H117L119 229V231L115 230L116 233L117 232L120 233V235H117V236L120 237L121 234H122V236H123V234L128 235V238H126V239L123 238L124 236L123 237L121 236L122 238L120 237V239H118L119 238L118 237L117 240H116L117 242L114 241L115 242L114 244L117 245L116 246L117 249H118V246H119L118 250H122L123 251V252H121V254L122 253L124 254V256H123L124 258L126 257L127 259L128 258L130 259V260L128 259L129 260L128 262H127L126 258L124 259L129 264H133L134 259H136V255H138L139 258H141L143 260V256H142V254L139 251L142 250V253H143L145 251V245L147 247L146 248V250H147L148 247H151V245L155 242V241H153L151 245H149L151 243V240H150V242L148 244H147V242H148L147 240H146V242H144V241L140 242L141 244L138 243L139 236H138V238L136 236L139 234V232L137 234V232H136L137 230H135V229H138V231H140L141 228L142 229L143 228L146 229V227H144V221H143L144 218H141V216L138 218V212H137ZM140 215H142V214H140ZM90 216H91V213H90ZM176 217H175V219H176ZM181 217H180V220H183L182 219L183 217L182 218ZM190 217H191V215H190ZM190 217H188V218H190ZM173 218L174 217H172L171 219H173ZM192 218H193V216H192ZM32 219L35 222L38 221L40 225H37L38 223L36 224L34 221H32ZM19 220H20V222H19ZM128 220H130V221H128ZM180 222H182V221H180ZM34 223L36 224L35 225L36 227L33 226ZM59 223H58V225H60ZM169 223H171V222H169ZM262 224H264V223H262ZM176 225H177V223L174 226L175 229L177 227ZM181 225H182V223L180 225H178V226H181ZM1 226H0V235L5 234L4 230L6 229L5 227L3 228ZM37 226H38V228H37ZM112 226H115V227L112 228ZM172 226H170V224H168V223L165 224L164 227L166 229V233H168V232L169 233L168 234L165 233V234L161 235V237H159V238H161V239L164 238L165 239L166 237H169V234L171 233L169 229H171V228L173 229L174 228ZM103 227H105V228H103ZM40 228H42L43 230L40 229ZM108 229H106V230H108ZM172 229H171V231H173ZM5 231H7V230H5ZM97 232H96V234H97ZM260 232H261V234H264V228H261ZM98 233H100V232H98ZM44 234H46V235L44 236ZM262 236H264V235H262ZM39 237H40V234H39ZM55 238H54V241H53L54 244H55ZM22 239H24V238L23 237H19L18 238V234H17V237H15L14 240L12 239L13 241L11 240L13 243L10 242V240H9L8 246H5V245L3 246L2 244H0V254H2L3 252L5 253L6 251H8V248H10V246L11 247L13 246L11 244H14V247H15V244H16V248L18 247L14 251L15 256L13 255V259L11 261H9V262H5V263H2V264H32L34 262V260L32 262L29 261V258L32 257V254L34 253V251L32 249L33 246H31L29 244L30 241L29 242H27V240H25V241L23 240L22 241ZM163 240H161V241H163ZM230 240L232 241V238ZM230 240H228V241H230ZM143 242L146 243V244H144ZM232 242H231V244H233ZM60 243H62V241ZM28 244H29V246H28ZM60 245L57 248L60 247L61 249H63L64 246L61 247ZM56 246H53V248L56 247ZM229 246H230V243H229ZM241 246L242 245H240V247ZM53 248H52V252L55 250V248H54V250H53ZM241 248H243V247H241ZM69 249L70 248H68L67 250L63 249V250H65V255H67L66 252ZM58 250L54 251L55 252L54 254L56 256H57L58 253H60V252H58ZM63 250H62V253H64ZM244 250H246V248ZM59 251H61V250H59ZM72 251H74V250H72ZM248 253H249V251H248ZM54 254L51 253L52 256L50 255V253L47 254L48 256L50 255L49 257H47V261H49L48 262L49 264H50V260L51 259H52V262H53V261H55V259H56V261H58L57 260L58 257L60 258V254L61 253L57 257H55ZM69 254H70V252H69ZM262 254H264V253H262ZM79 255H81V254H79ZM74 256H75V252H74ZM51 257H53V258H51ZM67 257H70V255L67 256ZM123 257L121 259H123ZM64 258H66V257H64ZM94 258H95L94 259L95 262L92 261V263L94 262V264L95 263L98 264V262L96 261V258L98 260L101 259V258H99V256L94 257ZM131 259H133V260H131ZM63 260L61 262L59 261L58 264H61L62 262H64ZM92 260H93V258H92ZM124 260H122V261H124ZM28 262H30V263H28ZM130 262H132V263H130ZM33 264H35V262ZM36 264H39V263L37 262Z\"/></svg>", "mask_w": 264, "mask_h": 264}]
</instances>
